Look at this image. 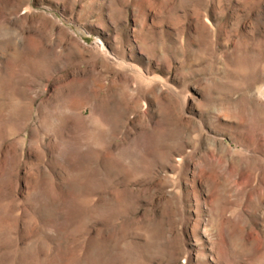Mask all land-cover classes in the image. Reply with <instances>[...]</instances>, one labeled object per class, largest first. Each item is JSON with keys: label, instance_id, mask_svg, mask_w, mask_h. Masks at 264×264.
Returning <instances> with one entry per match:
<instances>
[{"label": "rangeland", "instance_id": "rangeland-1", "mask_svg": "<svg viewBox=\"0 0 264 264\" xmlns=\"http://www.w3.org/2000/svg\"><path fill=\"white\" fill-rule=\"evenodd\" d=\"M0 264H264V0H0Z\"/></svg>", "mask_w": 264, "mask_h": 264}]
</instances>
